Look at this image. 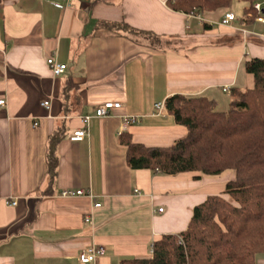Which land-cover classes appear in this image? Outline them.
Here are the masks:
<instances>
[{"label": "crops", "instance_id": "1", "mask_svg": "<svg viewBox=\"0 0 264 264\" xmlns=\"http://www.w3.org/2000/svg\"><path fill=\"white\" fill-rule=\"evenodd\" d=\"M167 1L74 0L64 9L56 7L62 0L0 3V264H82L76 256L91 246L105 251L93 264L150 258L155 242L186 229L198 204L223 194L224 184H213L233 173L132 170L119 136L148 147L183 138L186 129L154 109L176 94L213 100L226 112L232 89L254 86L244 63L264 59V24L241 22V1L200 15L172 11ZM227 13L238 21L222 25ZM114 22L136 33L101 27ZM52 57L66 66L59 77L47 65ZM107 103L120 107L95 117ZM84 117L86 137L70 141ZM128 117L139 122L120 132ZM53 135L60 140L51 180ZM64 190L92 198H63ZM255 260L264 264V254Z\"/></svg>", "mask_w": 264, "mask_h": 264}, {"label": "trees", "instance_id": "2", "mask_svg": "<svg viewBox=\"0 0 264 264\" xmlns=\"http://www.w3.org/2000/svg\"><path fill=\"white\" fill-rule=\"evenodd\" d=\"M6 0H0L4 3ZM246 7L241 22L258 17L254 4L263 0H239ZM233 0H168L167 6L186 15L227 9ZM114 33H136L124 22L101 24ZM252 75V89L230 91L229 109L216 110L213 100L173 95L165 100V112L186 135L169 147L135 143L129 133L119 136L126 163L132 170H149L166 176L199 173L219 176L233 172L223 194L210 195L198 204L182 232L164 235L152 246L150 258L125 259L120 264H196L195 254L207 264H255L264 254V59L244 63ZM73 83L65 81L66 97ZM59 136L50 138L48 165L56 174ZM196 248H198L197 251Z\"/></svg>", "mask_w": 264, "mask_h": 264}, {"label": "built area", "instance_id": "3", "mask_svg": "<svg viewBox=\"0 0 264 264\" xmlns=\"http://www.w3.org/2000/svg\"><path fill=\"white\" fill-rule=\"evenodd\" d=\"M63 4H57L56 7L59 9H64L70 2L74 1V0H62ZM264 4V0L261 2H257L254 4V9L258 14L257 17V21L259 23L264 24V18L260 17L261 14V7ZM238 21V19L231 13H227L225 14L221 24L224 26H229L232 22ZM47 65L52 73V75L54 77H59L63 74V72L66 69L65 65L59 64L56 62V60L52 57L49 58L47 60ZM224 92L227 91V88L223 89ZM6 105L5 100H0V111L1 109H3V107ZM43 107L46 109L50 108V103L49 102H44ZM120 107L119 104H112V103H107V104H103L98 106L95 109V117L97 118H103V117H107L109 115V111ZM154 109L156 111L157 114H161V112L165 111V104L164 102H158L155 104ZM89 117H84L82 118L81 122H82V127L78 130H76L71 136H70V141L72 142H78L83 140L87 133H88V126H89ZM139 122V118L138 117H128L124 120L122 127H121V131L123 132L125 131L129 126L137 124ZM60 196L63 198H76V197H90L92 198L90 193H87L83 190H64L60 193ZM8 205L10 206H16V202H10L8 203ZM101 205L100 204H95L94 208H99ZM162 209H159L158 212H162ZM85 222H89V218H87L85 220ZM105 253L104 248L101 246H91L88 247L84 250H81L78 254H77V260L82 263V264H93L96 260V258L102 256Z\"/></svg>", "mask_w": 264, "mask_h": 264}, {"label": "rangeland", "instance_id": "4", "mask_svg": "<svg viewBox=\"0 0 264 264\" xmlns=\"http://www.w3.org/2000/svg\"><path fill=\"white\" fill-rule=\"evenodd\" d=\"M237 2H240L239 0H233V2H232V4L234 3V4H237ZM231 4V5H232ZM242 4V3H241ZM234 10H236V9H234ZM236 12V11H235ZM226 172H230L231 174L233 173L232 171H226ZM225 173V172H224ZM233 175V174H232ZM215 184H217V185H219V184H224V189H223V193H224V191H225V188H226V182H223V181H220V182H216V183H214L213 185H215ZM198 250V248H196V250L195 251H197ZM204 257V256H203ZM203 257L201 256V255H196L195 254V256H194V260H195V262H196V264H207V262L206 261H203Z\"/></svg>", "mask_w": 264, "mask_h": 264}]
</instances>
